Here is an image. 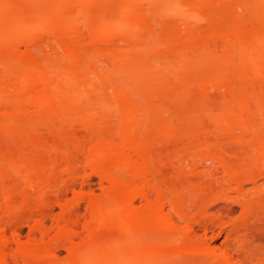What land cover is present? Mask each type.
<instances>
[{"label":"bare ground","instance_id":"1","mask_svg":"<svg viewBox=\"0 0 264 264\" xmlns=\"http://www.w3.org/2000/svg\"><path fill=\"white\" fill-rule=\"evenodd\" d=\"M193 88L223 94L222 110L195 108ZM222 135L246 151L232 158ZM3 138L0 212L16 209L10 183L34 190L39 236L21 240L17 211L1 215L0 264H264L247 235L264 201V0H0ZM177 146L189 175L198 159L221 171L217 185H193L172 163L163 178L162 153ZM74 160L88 171L79 182ZM92 176L99 194L81 189ZM52 182L63 187L47 229Z\"/></svg>","mask_w":264,"mask_h":264},{"label":"rangeland","instance_id":"2","mask_svg":"<svg viewBox=\"0 0 264 264\" xmlns=\"http://www.w3.org/2000/svg\"><path fill=\"white\" fill-rule=\"evenodd\" d=\"M156 22V21H155ZM154 22V23H155ZM156 24V23H155ZM156 27H157V25H156ZM155 27V28H156ZM158 28V27H157ZM156 28V29H157ZM160 28V27H159ZM159 31H160V29H159ZM196 90H198V89H196ZM195 90V88H193L192 89V91H191V93H190V97L188 98V100L187 101H190L189 103H192V104H194V107L195 108H198L199 109V111H202V110H204V109H208L209 108V110H211L212 112H218L219 111V109H220V107H221V103H222V101H221V98L223 99V94H221L222 96H220V92H218L217 90L215 91V90H213L212 92L211 91H207V93L206 94H204V93H201V91H196ZM212 90V89H211ZM194 92V93H193ZM196 92V93H195ZM222 92V91H221ZM191 94H193L194 96H195V94H197L196 96H195V98L193 97V99H192V97H191ZM198 94H202L203 95V97H201L202 95H198ZM221 97V98H220ZM198 98V99H197ZM201 98H204V99H201ZM197 99V100H196ZM200 99V100H199ZM179 101V100H178ZM181 101V100H180ZM193 101V102H192ZM202 101V102H201ZM204 101V102H203ZM182 102V101H181ZM179 103V102H176L177 104H179V105H174V103H172L173 104V107L174 106H177L178 107V109H179V107L181 108V111H182V108H184V109H188L189 107H188V105H189V103H188V105H186L187 103H186V100H185V103L184 102H182V103ZM201 102V103H200ZM164 103H165V101H164ZM175 103V104H176ZM166 104V103H165ZM168 104V103H167ZM170 104H171V102H170ZM169 104V105H170ZM192 104H190V106H192ZM199 106H198V105ZM201 104V105H200ZM168 105V106H169ZM181 105V106H180ZM209 106V107H208ZM177 107H174V108H176L177 109ZM171 109H169V110H172V107H170ZM191 108V107H190ZM204 108V109H203ZM223 108V107H222ZM197 109V110H198ZM202 109V110H201ZM192 110H194L193 108H192ZM220 110H222V109H220ZM179 111H180V109H179ZM180 111V112H181ZM189 111V110H188ZM170 112V111H169ZM171 112H174V113H171V114H173V116L175 115L176 117H177V115H182V114H179V112L177 111V110H175L174 109V111L172 110ZM183 112V111H182ZM187 112V111H186ZM191 112H193V111H191ZM185 113V112H184ZM196 113V112H195ZM200 113V112H199ZM200 114H202V113H200ZM200 114H198L199 115V118H200V120H201V122H206V120H204V115H202L201 117H200ZM186 115V114H185ZM184 115V116H185ZM197 115V114H196ZM198 115H197V118H198ZM171 116V115H170ZM174 116V118H176ZM179 117V116H178ZM183 117V116H182ZM181 117V118H182ZM186 117H187V115H186ZM203 117V118H202ZM173 118V117H172ZM198 118V119H199ZM198 119H197V121H198ZM199 120V121H200ZM198 121V124L199 123H201V122H199ZM181 124H182V122H181ZM203 124H205V128H204V130H207V133H210L211 131H209V130H213V125L212 124H209L208 123V120H207V122L206 123H203ZM186 125V124H185ZM210 125H212V126H210ZM75 126V125H74ZM73 126V128H74V131L76 130H81V129H77V128H79V126L77 127V125H76V127H74ZM186 126H188V124L186 125ZM208 126V127H207ZM184 128H185V126H184ZM187 128V127H186ZM184 131V130H183ZM213 132V131H212ZM76 133V132H75ZM77 133H80V131L78 132L77 131ZM81 133L83 134V131H81ZM226 135H222V136H217V138H218V141H219V143H221L220 145H223L222 147H223V149L225 150V152L228 154V155H232V158H234V159H236L233 155H234V153H235V155H240L241 153H239V151L238 150H240V152H242V150H244V151H246V148H244V149H240V146H237V143H232V141H230L229 139H227L226 137H225ZM2 138V137H1ZM208 138H211V139H209V140H211V143H214L215 142V139L214 138H212L211 136L210 137H208ZM214 141H213V140ZM226 139L227 140H229V141H227L226 142ZM1 141V140H0ZM3 141V142H2ZM2 141L0 142V147L1 148H7V144H10V143H8L9 141L7 140L6 142H7V144L5 143L4 144V141H5V139L3 138L2 139ZM213 141V142H212ZM3 145V146H2ZM11 145V144H10ZM9 145V146H10ZM225 145V146H224ZM235 145V146H234ZM178 147V148H177ZM176 148H172V149H168L169 151H167V152H163L162 153V158L164 159V161H163V168H162V172H163V178H170V176L172 175V172L174 171V170H176V169H173L172 170V168H170V163H172L173 164V166H175V167H173V168H176L177 167V169L179 170V169H181V170H179V171H181V176L183 175V173L185 174V175H187L188 173H190V166H191V164L189 163L190 162V159L189 160H185V162L184 161H181V160H179V159H182L183 157L181 156L182 154H180L181 152H180V150H181V148H180V146H177ZM235 147V148H234ZM230 148V149H229ZM238 149V150H237ZM228 150V151H227ZM233 152V153H232ZM236 152L237 153H239V154H236ZM229 153H232V154H229ZM77 158H78V161L79 160H81V158H79V156H77ZM76 158V159H77ZM179 158V159H178ZM176 160H178L179 161V163H177V164H179V165H177L175 162H178V161H176ZM232 160V159H231ZM180 161L182 162V163H180ZM191 161H193V160H191ZM195 161V160H194ZM200 161H202V162H200ZM251 161H252V159H251ZM250 160L248 161V162H251ZM197 162V166L198 165H200V166H198V170H197V172L195 173V175H187V177L189 176V178L190 179H193V180H191V181H193V183H195V184H193V185H217V183H213V181H212V179H211V175H214L215 174V180L217 179V178H219L221 175H223L222 173H221V171H218V172H216L215 173V169L213 170V167H211V164L210 163H206V165H205V163L203 162V160L202 159H198V161H196ZM236 162V161H235ZM73 163H77L76 162V160H74V162ZM188 163V164H187ZM192 163V162H191ZM200 163V164H199ZM80 163H77V165L76 164H73V165H75V167L77 168V170H78V168H80V167H78V166H81V165H79ZM176 164V165H175ZM183 166H182V165ZM190 164V166H188ZM251 164V165H250ZM186 165L188 166V168L186 167ZM203 165V166H202ZM251 168L253 167L252 166V163H249L248 164ZM208 168H207V167ZM216 166V165H215ZM214 166V167H215ZM172 167V166H171ZM203 167H205V168H207V170H209V169H211V172L210 171H207V173L206 174H204L203 173V171L204 170H206V169H204ZM209 167H211V168H209ZM64 168V167H63ZM63 168H62V170H63ZM74 168V167H73ZM82 171H80V170H78V172H77V170H76V175H78V174H80V175H78L79 177H77V182H79V179L81 180V178H83V177H85V174H87L88 173V171L87 170H84V169H82V168H80ZM84 170V171H83ZM171 170H172V172H171ZM177 170V171H178ZM203 170V171H202ZM59 172H61V175L60 174H58V176H59V178L61 177L62 178V180L64 179L65 180V178L66 177H68V175L66 174V173H64V171L62 172V171H60V170H58ZM200 171V172H199ZM87 172V173H86ZM187 174H186V173ZM210 172V173H209ZM83 173H84V175H83ZM198 173H200L199 175H198ZM202 173L204 174V176H207V177H204L203 175H202ZM214 173V174H213ZM81 174H82V177H81ZM197 174V175H196ZM207 174H209V177H208V175ZM211 174V175H210ZM220 174V175H219ZM219 177H218V176ZM66 176V177H65ZM184 176V175H183ZM182 176V177H183ZM192 176V177H191ZM195 176V177H194ZM198 176V177H197ZM172 177V176H171ZM184 177H186V176H184ZM197 177V178H196ZM204 177V178H203ZM60 178V179H61ZM68 179V178H67ZM76 180H75V182H76ZM206 180H209V182H210V184H208L209 182L208 181H206ZM196 181V182H195ZM205 181V182H204ZM76 182V186L74 187L75 188V190L77 191V190H79V183H77ZM258 182V183H257ZM257 182H256V184H258V185H260V187H261V185H263L264 186V178H258L257 179ZM58 183V182H57ZM56 183V184H57ZM90 184L89 185H85V187L83 188H81V189H84V191H89V188H90V190H92L95 194L97 193V194H99L100 193V189H101V186L102 185H98L99 184V180L94 176H92L91 177V182H89ZM56 184H53V182L50 184V185H46V187L45 188H43V190L44 191H46L47 193H48V195H47V193L45 192V197H46V199H47V201L49 202V204L51 205V206H49L48 207V209H46L45 210V222H46V227H47V229H50L49 227H51L52 226V224H53V219H52V217L53 218H55V217H57L58 216V213H60L59 212V207H57V205H54L55 203H53L54 202V195L56 194V192L57 191H61L62 189H61V187L60 186H62L63 187V185H61L62 183L60 182V184L57 186ZM92 184V185H91ZM184 184H186V183H184ZM10 186H7V187H9V191L11 192V190H12V193H13V191H15V193H16V196H15V194H14V199L16 200V201H14L13 202V204H15L16 206V209L13 207V209L11 210L12 211V213H11V211H9L10 210V208L7 210H5L4 208H3V210L5 211H1L0 213V216L1 215H3V216H1L2 217V220H8L7 222L8 223H11L10 222V220H12V221H14V219L16 218L15 216H17V218L15 219V223H14V225H17V227L20 229V232H21V240H26L27 238H28V236H30V237H37L38 238V233H32V232H34V231H32V230H30V228L28 227V225L29 224H33V219H34V217L32 218L31 216H30V214H34V211L36 212L37 210L36 209H38L39 207L37 206L38 205V201H37V193L33 190V192L30 190L29 191V189H25L24 187L25 186H23V184H13V183H10L9 184ZM55 185V186H54ZM91 185V186H90ZM232 185H234V184H232ZM248 187H250V185L251 184H246ZM261 187L262 189L264 188V187ZM59 187H60V189H59ZM246 188V189H248V190H250V188ZM259 187V188H260ZM56 188V189H55ZM56 191H55V190ZM1 190H3L1 187H0V197H1ZM64 190V189H63ZM67 190V189H66ZM50 191V192H49ZM247 191V190H246ZM3 192V191H2ZM26 192V195H24V194H22V193H25ZM28 192V193H27ZM32 192V193H31ZM55 192V193H54ZM72 191H71V189H68L67 191H66V195H65V197L63 198V202L65 201H67V203L66 204H68L69 205V203L70 202H73V196H72V193H71ZM36 193V194H35ZM49 193H50V197H48L49 196ZM22 194V195H21ZM26 196H27V198H26ZM37 196V197H36ZM185 196H187V194L185 195ZM233 196H235L236 197V195H235V193H233L232 194V197ZM22 197H23V199H22ZM52 201H51V200ZM263 199V198H262ZM72 200V201H71ZM37 202V203H36ZM53 203V204H52ZM261 203L262 204H260V206H256V205H254L253 206V210L251 209V213H250V218H249V216H248V223H249V225L250 224H252L254 227H255V223L257 224V225H259V227H260V229H263V230H260V231H262V232H259V230H258V232L256 231V232H254V233H251V232H253V230L254 229H250L249 231L250 232H247V235H249L248 237H249V241H251V243L250 244H253V247H252V245H251V248H253V250H254V248H255V251H256V248H258V249H260V250H258L257 249V251L259 252V253H264V201L262 200L261 201ZM12 204V205H13ZM37 204V205H36ZM14 206V205H13ZM32 206V207H31ZM70 206H71V203H70ZM84 202H80V206L78 207V211L79 212H74V209H75V207H74V209H73V211H72V213H74V214H77L78 215V213L79 214H81L80 216L78 215V218H79V220H80V222L82 221V216H83V211H84ZM28 207L29 208H31V209H29L28 210ZM36 207V208H35ZM12 208V207H11ZM32 208H34L33 210H32ZM15 209V210H14ZM23 209V210H22ZM14 210V211H13ZM31 210H32V212H31ZM71 210V209H70ZM8 211V212H7ZM15 211H17V214L15 213V216H13L14 214H13V212H15ZM23 211V212H22ZM26 211H30V214H29V212H26ZM240 209L239 208H237V207H235V211L233 212V214H231V218H233L234 219V221H236V223L237 222H241V220H242V218H244L243 216H241V214H240ZM255 211H256V213H255ZM10 212V213H9ZM22 212V213H21ZM71 212V211H70ZM82 212V213H81ZM252 212H254V213H252ZM3 213V214H2ZM5 213V214H4ZM24 213V214H23ZM24 216H23V215ZM26 214V215H25ZM27 214H29V217L27 216ZM239 215V216H238ZM6 216V217H5ZM9 216V217H8ZM10 216H12L11 218H10ZM26 216H27V218H26ZM33 216V215H32ZM49 217V218H48ZM241 217V218H240ZM31 218H32V220H31ZM257 218H258V220H257ZM233 219H231V220H233ZM235 219H240L239 221L238 220H235ZM226 220V219H225ZM252 221L251 223H250V221ZM52 221V222H51ZM13 223H12V225H13ZM252 225H250V226H252ZM79 226L80 225H78L77 226V228H79ZM257 227V226H256ZM255 227V228H256ZM259 227H257V228H259ZM252 228V227H251ZM79 230V229H78ZM256 230V229H255ZM10 228L9 229H7V236L8 237H10ZM32 231V232H31ZM30 233H32V234H30ZM249 233V234H248ZM257 233V234H256ZM32 235V236H31ZM256 235V236H255ZM252 236H254L253 238H252ZM250 238H252V239H250ZM223 241V239H222V237H220L219 239H217V240H215L214 242H213V244L214 245H219L221 242ZM263 250V251H262ZM257 253V252H256ZM65 255V253H64V251H61V254H60V256L61 257H63ZM263 256H264V254H263ZM11 263V262H10ZM11 264H16V263H11Z\"/></svg>","mask_w":264,"mask_h":264}]
</instances>
